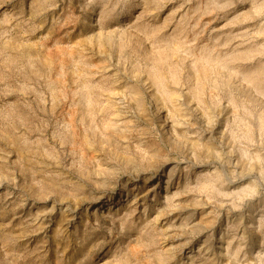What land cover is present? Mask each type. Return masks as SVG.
I'll use <instances>...</instances> for the list:
<instances>
[{
  "label": "rangeland",
  "instance_id": "1",
  "mask_svg": "<svg viewBox=\"0 0 264 264\" xmlns=\"http://www.w3.org/2000/svg\"><path fill=\"white\" fill-rule=\"evenodd\" d=\"M0 264H264V0H0Z\"/></svg>",
  "mask_w": 264,
  "mask_h": 264
}]
</instances>
